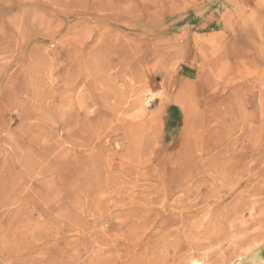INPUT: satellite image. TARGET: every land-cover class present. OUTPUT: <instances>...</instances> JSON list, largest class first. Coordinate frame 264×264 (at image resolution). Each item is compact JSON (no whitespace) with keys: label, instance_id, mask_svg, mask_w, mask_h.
Returning <instances> with one entry per match:
<instances>
[{"label":"rangeland","instance_id":"rangeland-1","mask_svg":"<svg viewBox=\"0 0 264 264\" xmlns=\"http://www.w3.org/2000/svg\"><path fill=\"white\" fill-rule=\"evenodd\" d=\"M0 264H264V0H0Z\"/></svg>","mask_w":264,"mask_h":264}]
</instances>
